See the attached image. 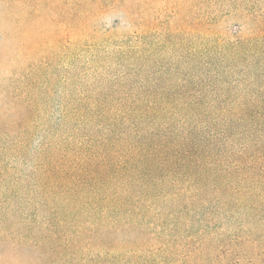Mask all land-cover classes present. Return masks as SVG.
<instances>
[{"label":"trees","instance_id":"1","mask_svg":"<svg viewBox=\"0 0 264 264\" xmlns=\"http://www.w3.org/2000/svg\"><path fill=\"white\" fill-rule=\"evenodd\" d=\"M132 7L0 0V206L29 250L0 264H264V3L224 11L248 31L194 23L196 74L153 84L100 24Z\"/></svg>","mask_w":264,"mask_h":264},{"label":"rangeland","instance_id":"2","mask_svg":"<svg viewBox=\"0 0 264 264\" xmlns=\"http://www.w3.org/2000/svg\"><path fill=\"white\" fill-rule=\"evenodd\" d=\"M247 0H131L133 3L132 17L134 23L131 24L125 17L124 12L110 13L100 22L103 29L108 30L116 19L120 20L118 28L111 31L119 35L133 33V58L130 63L132 81L136 84L145 82L153 84L155 82L179 81L184 78L188 71L191 76L196 74L195 68L196 53L201 41L203 45L212 47L211 34L197 30L194 23L219 19L218 25L211 26L219 34L231 35L238 25H243V30H247L240 17L237 15H226L229 6L235 3H244ZM264 3V0H254ZM145 16L146 25L144 32H141L140 17ZM217 25V26H216ZM116 38L113 37V40ZM143 42V43H142ZM108 46V45H107ZM105 46L104 48H107ZM89 56V55H88ZM143 57V58H142ZM103 60L100 69L97 71L109 83L111 77L122 71L121 68L108 66ZM81 68V67H79ZM89 70H81L78 75ZM95 73L91 71L83 76L85 83L93 85ZM223 83H229L233 88L238 84L237 76L226 75ZM55 101L58 100L56 94ZM53 110L55 108H52ZM53 114H51L52 117ZM51 121V118L49 119ZM48 122V120H47ZM42 141L41 135H36L32 142V149H38ZM29 166L24 165L21 171L28 172ZM2 206H0V258L9 260L21 252L27 253L29 250L25 244L19 242L17 232L10 229L12 225L6 216H3ZM236 225L224 226V231H231ZM7 229L13 232H8Z\"/></svg>","mask_w":264,"mask_h":264}]
</instances>
